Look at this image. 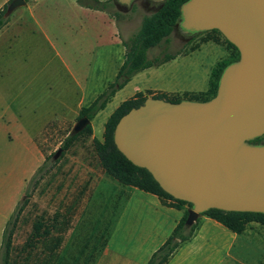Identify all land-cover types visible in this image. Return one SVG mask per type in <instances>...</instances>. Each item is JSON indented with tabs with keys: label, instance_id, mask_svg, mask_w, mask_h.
Listing matches in <instances>:
<instances>
[{
	"label": "rangeland",
	"instance_id": "obj_1",
	"mask_svg": "<svg viewBox=\"0 0 264 264\" xmlns=\"http://www.w3.org/2000/svg\"><path fill=\"white\" fill-rule=\"evenodd\" d=\"M3 1L0 0V4ZM10 1L2 8L8 6ZM48 3L51 12H55L48 17L49 32L53 36L57 31L59 43H32L27 49L18 47L17 50H22L21 54L9 52L5 44L0 46V242L4 237L2 228L12 219L15 209L23 206L21 212L16 213L19 241L13 257H9V264L25 263L21 246L25 241L26 224L43 212L39 209L32 211L30 205L45 208V218L49 219L57 205L66 211V219L72 217L67 209L79 205L83 219L90 203H95L92 207L98 210L93 212L99 214L96 220H110L109 224L114 227L123 218L121 225L116 226L118 230L121 228L117 235H133L129 241L132 242L130 246L134 247L137 246V236L146 235L157 219L150 205H136V208L131 205L125 212L121 202L112 205L113 201H123L124 196L117 195V186L122 183L103 169L93 143L94 133L92 136L85 134L78 137L58 158H54L79 120L78 116L69 114V110L76 107L78 102L89 106L115 81L116 64L124 58L123 40L130 42L139 32L145 16L157 7L144 5L143 0L129 4L123 0H49ZM15 11L14 15L18 13ZM179 28L159 45L150 48L148 58L155 60L168 54L183 53L186 56H178L175 62L160 68L140 71L134 75L130 85L118 90L92 120L97 127L98 140L102 139V121H107L115 109L131 98L134 91L150 82L154 74L162 77L173 75L178 83L202 77L205 84L200 88H205L212 71L220 62L230 64L238 60L227 50L224 38L218 32L210 30L191 36ZM209 35L219 37L221 43L205 40ZM61 38L65 43H60ZM110 41L114 43H108ZM201 94L186 92L180 96L188 95L190 98L197 95L204 99ZM168 95L171 100L174 98L173 94ZM63 108L68 112L63 120L52 121L42 130L44 121L50 118L52 111L60 114ZM107 201L109 205H101ZM160 215L166 217L165 213ZM201 226L203 235L213 236V241L209 243H213L211 246L216 248L227 243L229 237L223 231L231 230L222 224L217 227L200 217L196 231ZM190 228L188 226L186 232ZM163 232L162 228L161 239ZM231 240L234 246L226 254L224 264H233V257L238 255L240 245L245 247L244 255L248 256L245 257L246 263L259 260L264 264V258L260 257L264 255V225L250 222L240 238L234 236ZM193 243V246L182 244L170 264H221L220 250L207 257L206 251L199 248L201 239ZM17 253L22 255L16 259ZM2 261L0 255V264ZM35 262V258H30L27 264H40Z\"/></svg>",
	"mask_w": 264,
	"mask_h": 264
},
{
	"label": "water",
	"instance_id": "obj_2",
	"mask_svg": "<svg viewBox=\"0 0 264 264\" xmlns=\"http://www.w3.org/2000/svg\"><path fill=\"white\" fill-rule=\"evenodd\" d=\"M26 3L11 0L5 15ZM179 26L191 36L219 30L239 59L207 101L148 97L121 117L115 143L167 193L192 204L189 227L212 208L264 213V144L249 142L264 135V0H188ZM89 122L80 118L72 134Z\"/></svg>",
	"mask_w": 264,
	"mask_h": 264
},
{
	"label": "crops",
	"instance_id": "obj_3",
	"mask_svg": "<svg viewBox=\"0 0 264 264\" xmlns=\"http://www.w3.org/2000/svg\"><path fill=\"white\" fill-rule=\"evenodd\" d=\"M8 1L9 0H4L2 4H0V9H2V6ZM48 1L49 0H29L27 1L26 5L19 7V9L15 11L18 13L16 15L13 13L10 16L9 22L2 29H0V46L5 44L8 46L9 52L17 51L19 54H21L22 50H17L18 47L27 49V47H31L32 43H59V35L57 34V31L56 34H53V36L52 32H49L50 20L48 17L55 12H51ZM120 28V31H122L121 25ZM54 36L56 37L54 38ZM60 43H65L64 39L61 38ZM108 43L114 42L110 41ZM105 50L109 51L107 49ZM126 51L127 49L125 47L123 49L124 58H122L118 64H116L117 71H115L114 77L117 76L120 67L124 63ZM178 56H186V54H178L176 57ZM176 57L152 67L160 68L161 66L171 64L177 60ZM10 59L8 60L9 65H11ZM150 68L144 69L142 72H146ZM135 76L131 78L124 88L133 82ZM172 76L173 75L166 74L162 77L154 74L150 82H148L139 90L133 92L132 97L137 93L144 91L146 92L144 93L145 95L148 97H153V95L156 93L175 94L180 96L181 93L206 92L209 89L210 79L206 83V87L204 86L205 88H200L205 84L202 77H199L197 80L189 79L188 81H182L181 83H178L177 78ZM124 88H122V90ZM94 99L95 98H93V100ZM83 106L84 105L81 102H78L76 107H73L69 110V114L77 117ZM66 113L68 112L65 110V108H63L60 114L57 111H52L50 118L44 121L42 130L46 129L47 125L52 121L57 122L60 120L61 122ZM106 122V120L105 122L102 121V139L104 137ZM92 126L94 137L98 138L97 127L94 124H92ZM102 139L101 141H103ZM117 187V195H122L124 198L123 201L120 199L113 201L112 205H117L118 202H121V204L124 205L123 212L128 210L131 205H134L135 208L137 207L136 205H150V207L154 209L155 213L157 214L155 223L153 222L151 228L147 230L146 235L137 236L136 247L130 246V243L132 242H130L129 239H133V235H117L121 228L118 230L116 226L118 224L121 225L123 218L120 219L119 223L117 222L114 227H112L111 223L109 224V222H111L110 220H96V215L99 214L93 212L98 210L95 207H92L95 205V203H90L88 213L83 219L80 216V208L78 207L79 205H72V207L70 206V208L67 209L70 210L69 213L72 216L68 219L65 218L66 211L59 208V205H57L56 211L50 219L45 218V208L43 209L36 207L37 205H30V209L32 211L39 209L43 212L40 213L38 218L30 219V224H26L25 241L23 243L24 245L21 246V250H24L25 253V263L23 264H27V261L30 258H35V263L40 264H148V261L153 253L171 235L178 223L184 217L185 211L189 209V207L188 205H186V208L184 206V208L167 206L166 204H163L161 198L158 195L145 192L134 186L121 184ZM170 202L172 201L168 200V203ZM101 205H109V203L107 201V203L105 202ZM20 207L15 209L13 215L17 213L16 211H18V208ZM161 213H165L166 217H162V215H160ZM200 217H203L204 220L215 224L217 227L220 226L219 222L210 217L205 215ZM170 218H172V220H170ZM18 220L19 219H13V221L11 220L12 223L9 225V230L11 231L13 229L10 256L14 254L17 246L16 243L19 241L17 236ZM69 222L71 223L70 225ZM202 226L197 229V231L195 230L193 236L189 240L182 242L177 251L182 244L188 243L193 246L194 241L201 239L202 244L199 246V248H201L202 251H206L205 253H207V257L213 255L214 253H218L219 250L222 252L220 260L221 264L225 263L224 259L226 254H229L231 248L234 246V241H232L231 238H234V236L240 238L246 231L245 230L241 234L233 231H223V234H227L229 239L227 240L226 244H222V246H217L215 248L214 245L211 246L213 243L209 244L211 241H213V236L207 237L203 235ZM6 227H3L1 230L3 231V236L6 231ZM162 228L164 229V236L161 239L160 230ZM2 244L3 240L0 242V255H2ZM244 249L245 247L240 245V251L238 255L233 257V264H262L259 260H255L253 262L248 261L246 263L245 257L248 256L247 254L244 255ZM21 255V253H17L15 256L16 259ZM174 255L171 257L168 264L171 263ZM260 257L264 258V255H260Z\"/></svg>",
	"mask_w": 264,
	"mask_h": 264
},
{
	"label": "trees",
	"instance_id": "obj_4",
	"mask_svg": "<svg viewBox=\"0 0 264 264\" xmlns=\"http://www.w3.org/2000/svg\"><path fill=\"white\" fill-rule=\"evenodd\" d=\"M29 1V0H27ZM157 4V8L149 15L145 16L141 24L139 32L134 35L130 42L124 40V45L127 49L126 58L124 63L119 69L115 81L108 87V89L100 94L89 106H83L78 115V119L82 117H88L89 124L79 133L71 134L64 142L63 148L67 150L72 143L82 135H93L92 120L94 117L103 110L110 99L115 96L116 92L122 89L131 80V78L138 72L150 68L154 65L162 64L171 59H174L176 54L165 55L161 59L150 60L148 58V50L159 45L164 39H167L178 26L182 19V7L188 0H152ZM7 6L0 9V29H2L10 20V16H6ZM224 38L225 47L231 54H234L237 59L240 57V51L232 42H230L219 30L215 29ZM200 34V33H198ZM196 34V35H198ZM195 36V35H194ZM205 40H214L220 42L221 40L217 36L207 37ZM195 49V48H194ZM229 64L220 62L212 71L210 76L209 89L206 92H202L201 95L204 99H200L199 96L193 95L192 97L173 95V99H170V95L166 93H156L154 98H163L173 102H179L183 99L207 101L214 97L218 90L219 80L223 73L224 68ZM152 93V92H150ZM148 98L147 95L140 92L135 96L122 102L115 111L109 116L105 123L104 140H98L94 137L93 143L96 153L100 158L103 169L120 183L127 186H134L145 192H150L158 195L163 204L167 206L182 208L185 205L192 207V204L174 198L167 193L160 184L156 181L154 176L146 169L133 164L117 147L114 140L115 128L123 115L128 113L132 108L142 105ZM264 136V135H263ZM263 136L249 141L252 144H264ZM168 200L172 202L168 203ZM23 209V206L18 208V214ZM210 217L229 230L238 234L243 233L247 225L250 222H258L264 225V213L259 212H237V211H225L222 209L212 208L202 213L201 216ZM188 217V209L185 211L184 217L178 223L176 228L168 239L153 253L148 261V264H168L171 257L175 254L180 244L186 240H189L196 228L195 223L188 232L186 225V219ZM17 220L18 215L12 216ZM9 221L6 231L4 233V239L2 244V264H9L11 246H12V234L13 229L9 230V225L12 223Z\"/></svg>",
	"mask_w": 264,
	"mask_h": 264
},
{
	"label": "flooded vegetation",
	"instance_id": "obj_5",
	"mask_svg": "<svg viewBox=\"0 0 264 264\" xmlns=\"http://www.w3.org/2000/svg\"><path fill=\"white\" fill-rule=\"evenodd\" d=\"M143 2H144V5H147V6H149V7H157V4L156 3H154L152 0H143ZM176 29H180L179 28V25L178 26H176L175 27V29L174 30H176ZM182 29V28H181ZM183 32H184V30H182Z\"/></svg>",
	"mask_w": 264,
	"mask_h": 264
}]
</instances>
